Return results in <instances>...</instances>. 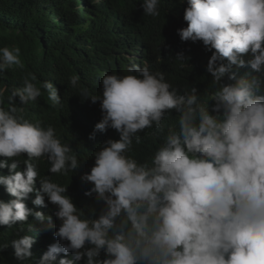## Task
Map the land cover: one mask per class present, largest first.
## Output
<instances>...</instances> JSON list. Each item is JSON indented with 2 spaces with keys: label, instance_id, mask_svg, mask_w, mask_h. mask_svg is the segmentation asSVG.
<instances>
[{
  "label": "clouds",
  "instance_id": "9594fccd",
  "mask_svg": "<svg viewBox=\"0 0 264 264\" xmlns=\"http://www.w3.org/2000/svg\"><path fill=\"white\" fill-rule=\"evenodd\" d=\"M186 3L187 26L177 32L182 41L202 42L212 52L206 71L215 90L208 99L202 101L195 87L179 94L163 73H152L135 55L128 56L122 76H102L100 95L80 90L84 100L100 102L102 119L89 138L108 129L119 134L98 147L90 172L81 176L92 185L85 195L102 205L99 213L93 207L85 215L66 195L68 187L41 177L31 162L46 158L51 174L80 167L53 127L30 122L15 107L16 97L24 105L37 100L42 89L59 105V90L50 81L38 88L35 77H26L7 109L0 90V169L9 172L0 175V185L13 197L0 200V227L23 225L29 217L47 226H54L53 215L60 221L54 232L58 242L38 264H264V0ZM159 4L143 0L141 7L156 17ZM20 56L19 47L0 48V73L22 66ZM175 58L186 59L183 53ZM234 66L250 71L238 77ZM78 82L79 76L70 77L73 88ZM209 101L215 102L211 108ZM171 110L178 113V130H169L150 163L127 155L133 139L140 143L138 133L161 129ZM25 154L21 169L15 158ZM49 203L55 210L45 215ZM22 231L11 241L21 264L32 258L36 242Z\"/></svg>",
  "mask_w": 264,
  "mask_h": 264
},
{
  "label": "trees",
  "instance_id": "16d2710c",
  "mask_svg": "<svg viewBox=\"0 0 264 264\" xmlns=\"http://www.w3.org/2000/svg\"><path fill=\"white\" fill-rule=\"evenodd\" d=\"M142 3L143 0H0V48L19 47L22 62V66H13L0 73V90H4L2 106L5 109L13 106L9 97L14 89L23 86L26 77H35L33 83L38 88L42 89L43 82L50 81L59 90V105H53L42 89L37 100L24 105L16 97L15 107L17 114L30 122L53 127L61 143L69 145L72 154L81 161L79 169L67 175L49 173L50 165L44 157L31 162L41 177H49L68 187L66 195L85 215L93 207L99 213L102 205L96 203L94 195H85L92 185L82 182L81 176L90 172L98 147L109 138L119 139V134L108 129L97 132L94 140L89 138L102 119V113L99 101L94 104L79 96L81 89L100 95L102 76H122L121 71L130 60L128 56L135 55L138 61L146 60L152 73H163L166 82L179 94L195 87L203 101L215 90L211 74L206 71L212 52L207 51L202 42L182 41L177 32L187 26L183 18L186 0H160V14L156 17L145 15ZM177 53H183L186 59L177 60ZM233 71L243 77L250 69L234 66ZM74 75L79 76L76 88L70 84V77ZM214 103L209 101L210 108ZM177 121L178 113L171 110L162 120L161 129L153 126L138 133L140 143L133 139L127 155L140 163H150L169 130H178ZM15 159L21 162V169L26 167L23 164L28 159L26 154ZM8 174V169H0V175ZM35 186L39 189V178ZM10 199L13 197L0 185V200ZM34 199L35 193L30 194L26 201L29 208ZM44 209L45 215H52L55 205L49 203ZM52 221L54 226H47L46 222L42 224L29 217L23 225L18 222L11 227H0V245H8L0 249V264H21L11 246L21 227L24 231L20 235L36 237L31 249L33 256L23 264H38L49 245L58 242L54 232L60 221L54 215ZM63 257L62 253L58 260ZM67 258H72L71 254ZM74 264H85V261Z\"/></svg>",
  "mask_w": 264,
  "mask_h": 264
}]
</instances>
